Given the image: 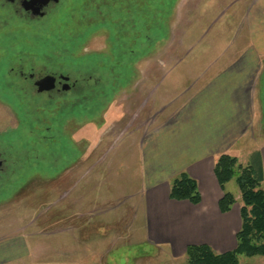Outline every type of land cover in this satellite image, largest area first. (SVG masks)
Returning <instances> with one entry per match:
<instances>
[{"label": "rangeland", "instance_id": "rangeland-1", "mask_svg": "<svg viewBox=\"0 0 264 264\" xmlns=\"http://www.w3.org/2000/svg\"><path fill=\"white\" fill-rule=\"evenodd\" d=\"M250 1L62 0L41 31L42 39L31 34L38 32L32 25L10 27L30 35L0 45V53L9 60L29 54L28 59L42 60L47 68L65 71L78 86L92 65L116 66L121 76L102 92L98 103L85 107L86 112L77 96L81 88L75 95L78 112L70 111L74 108L70 97L61 104H34L29 114L0 104V136L7 131V139L17 142L22 128L31 145L27 165L16 167L12 183L0 190V251L15 248L16 256H27L23 264H186L185 245L199 241L200 217L196 211L180 208L178 216L160 217L162 225L157 224L159 217H150L149 164L143 138L194 99L224 65L249 46L244 26ZM136 14L153 33L142 37L143 48L131 52L135 57L121 58L117 46L134 45L130 38L135 35ZM74 64L88 71L72 73ZM263 71L255 79L253 129L229 152L242 162L264 142L259 98L260 87L264 90ZM15 117L22 120L12 132ZM200 122L206 123L210 133L217 132L216 118L201 116L196 124ZM71 123L75 126L71 125L75 128L73 145L67 138ZM36 130H42L49 142L37 136L33 141ZM48 144L61 150L53 162L45 161L44 153L38 155ZM226 191L238 196L234 180ZM235 212L222 218L231 228ZM239 264H264V257L239 256Z\"/></svg>", "mask_w": 264, "mask_h": 264}, {"label": "crops", "instance_id": "crops-1", "mask_svg": "<svg viewBox=\"0 0 264 264\" xmlns=\"http://www.w3.org/2000/svg\"><path fill=\"white\" fill-rule=\"evenodd\" d=\"M247 6L244 28L249 46L224 65L207 86L197 92L194 99L186 101L171 118L150 130L143 138L147 142L144 151L149 164L146 173L152 201L149 216L166 219V216H178L180 209L189 213L196 211L200 217L199 241L188 245L205 244L218 253L231 251L236 247L235 234L241 225L239 209L242 204L238 201L240 192L238 196L232 194L235 203L231 210L236 211L235 223L234 228L229 227V223L222 218L231 210L223 214L218 208V201L223 192H227L226 185L229 182L224 185L223 190L220 188L213 172L214 163L219 155L229 154L233 145L242 141L247 130L253 129L255 79L264 69V0H251ZM259 98L263 113L264 90L261 87ZM201 116L206 117V120L216 118L217 132L213 130L214 134L210 133L206 123L196 124ZM259 145L250 153V159L245 162L237 160L246 166L253 162L256 155L259 157L264 189V142ZM181 172L187 173L196 181L201 196L198 205H191L186 201H169V182ZM161 218L158 219V225H162ZM171 239L174 240V237ZM13 250L15 248L5 247L0 251V264H23L22 261L27 256H16Z\"/></svg>", "mask_w": 264, "mask_h": 264}, {"label": "trees", "instance_id": "trees-1", "mask_svg": "<svg viewBox=\"0 0 264 264\" xmlns=\"http://www.w3.org/2000/svg\"><path fill=\"white\" fill-rule=\"evenodd\" d=\"M132 24L134 25L133 31L137 38H135V35L133 38H130L134 41V45L131 48H123L122 46L124 45L117 46L118 49H120L117 54L118 56L121 54V58L128 57V59H132L135 57L131 52L136 48H143L142 45L140 46L142 37H147L153 33L152 30H149V28L145 26L144 20L138 14L134 16ZM124 31L126 32V30ZM154 34L155 35L152 37L156 40L158 34L156 30H154ZM118 65L119 64H117V67L119 68ZM92 66H89V73L87 74L85 81L81 82L80 86H78L79 82L77 81V92L79 88L82 89L81 92L77 94V96L79 95L78 99L82 105H80V103L76 104L72 110L70 108L71 112H78V105L83 108L84 112L88 111L86 108H89V106L96 102L98 103L99 99L103 97L104 90L106 88L110 89L112 82L115 80L118 81L121 76L119 75L121 70L114 68L116 66L113 67L114 69L111 66L109 68L107 66L96 68ZM87 69L88 67H85L84 65L74 64L72 73L81 74L87 72ZM127 69L128 65L127 67L125 66V69L122 71L123 74L127 73ZM94 72L95 75H98L97 77L102 80L101 82L96 81V78L93 75ZM115 73V76H109ZM104 79L106 82L105 85L103 82ZM62 111L67 113L69 109L63 108ZM62 111L57 112L56 114L59 116L62 114ZM33 141H36V139ZM42 149L43 152L38 155H43L44 153L43 156L46 155L44 158L45 161L50 162L56 160L55 155L57 151H61L56 149L54 144H48L47 147ZM47 153H50V155ZM32 154V159H35L36 153L33 152ZM213 172L222 190L226 183L234 180L240 192L242 205L239 209V217L241 225L235 234L236 247L231 251L216 254L209 246L204 244L188 245L185 249L186 264H239V256L264 257V189L262 188L263 173L259 163V157L256 155L252 163L243 166L238 162L236 157L224 153L216 158ZM168 196L170 200L177 202L186 201L191 205H198L201 201L196 181L185 172H181L171 181ZM234 203L235 200L233 195L228 192H223L222 198L218 201L219 211L223 214L229 212Z\"/></svg>", "mask_w": 264, "mask_h": 264}, {"label": "flooded vegetation", "instance_id": "flooded-vegetation-1", "mask_svg": "<svg viewBox=\"0 0 264 264\" xmlns=\"http://www.w3.org/2000/svg\"><path fill=\"white\" fill-rule=\"evenodd\" d=\"M61 1L0 0V45L4 41L13 40L14 37L30 35L28 32L10 30V27L14 25L22 27L32 25V29L38 32L31 34L35 38L38 37L37 39H42L44 35L41 31L44 30V26L50 17L56 13ZM154 51L156 50H151L149 55H152ZM15 56L9 60L5 57V54L0 53L1 105H11L16 112L22 111L24 114H29L30 106L34 104L38 105L44 102L48 104L59 102L61 104L62 99L68 97L73 98V106L76 105L77 81L72 80L65 71H61L60 68L55 66H50L48 69L42 60L28 59L29 54L24 53V55L18 54ZM46 76L55 79L54 87L50 91H40L38 82ZM65 103L67 104V102ZM12 108L11 110H13ZM15 111H12L14 116ZM21 120H16V126L11 130L12 132L18 130ZM71 125L73 124L71 123L68 126L67 132L69 135H67V138L71 139L70 142L73 145L76 143L73 138L75 128ZM20 129L21 138L17 142L7 139L10 134L7 131L0 136V190L7 183H12L16 167L23 169L29 161L28 133L22 131V128ZM34 133L32 136L41 137L45 142H49V137H46L42 130L40 132L36 130Z\"/></svg>", "mask_w": 264, "mask_h": 264}, {"label": "water", "instance_id": "water-1", "mask_svg": "<svg viewBox=\"0 0 264 264\" xmlns=\"http://www.w3.org/2000/svg\"><path fill=\"white\" fill-rule=\"evenodd\" d=\"M43 1L48 2L49 0H43ZM65 79H67V78H65ZM54 81H55V79L53 77H50V76H46L43 79H41L38 82L40 91H50L51 89H53Z\"/></svg>", "mask_w": 264, "mask_h": 264}]
</instances>
